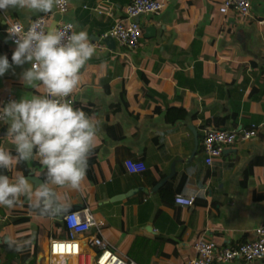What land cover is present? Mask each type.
<instances>
[{
    "label": "crops",
    "instance_id": "obj_1",
    "mask_svg": "<svg viewBox=\"0 0 264 264\" xmlns=\"http://www.w3.org/2000/svg\"><path fill=\"white\" fill-rule=\"evenodd\" d=\"M132 1L68 0V12L56 9L47 16L50 23L70 21L98 40L126 16ZM162 1L160 14L141 17L144 32L136 50L104 42L82 70L74 107L97 120L100 133L81 187L57 193L67 208L89 207L115 249L139 264H189L202 233L220 245L237 246L255 239L264 222V0H251L248 18L221 13L223 0ZM5 17L30 21L14 9L0 10V56L11 63L14 46ZM150 26L156 28L154 36L145 35ZM29 67L13 65L0 76V107L8 93L18 100L44 94L42 86L21 82ZM221 120L228 130L256 124L257 134L226 146L209 165L204 129ZM6 131L4 125L0 139ZM6 146L15 155L14 146ZM127 160L143 162L146 169L130 172ZM16 165L8 169L11 179L24 175ZM25 165L41 178L38 159ZM179 193L195 195V204H177ZM26 204L21 198L14 208L0 206V238L18 241L31 232L29 241L41 238L36 264L57 263L49 243L68 236L63 216L27 209L31 229L20 234L26 225L15 223V210ZM94 233L79 235L86 250ZM75 261L69 257L66 264ZM248 264H264V259Z\"/></svg>",
    "mask_w": 264,
    "mask_h": 264
},
{
    "label": "clouds",
    "instance_id": "obj_2",
    "mask_svg": "<svg viewBox=\"0 0 264 264\" xmlns=\"http://www.w3.org/2000/svg\"><path fill=\"white\" fill-rule=\"evenodd\" d=\"M68 0H0V10L14 9L25 21L5 17L7 36L15 44L11 63L0 56V76L13 65L31 67L21 72L25 87H40L43 95L11 100L0 107V123L7 126L0 139V169L38 159L44 178L38 183L24 175L0 174V206L14 208L23 198L41 216L55 218L67 210L59 188L78 190L86 178L88 159L96 147L100 124L67 98L81 84V73L96 54L86 30L68 24L44 27L42 19ZM11 144L13 149L6 145Z\"/></svg>",
    "mask_w": 264,
    "mask_h": 264
},
{
    "label": "built area",
    "instance_id": "obj_3",
    "mask_svg": "<svg viewBox=\"0 0 264 264\" xmlns=\"http://www.w3.org/2000/svg\"><path fill=\"white\" fill-rule=\"evenodd\" d=\"M165 7L162 0H133L125 8L126 16L118 19L113 27L106 33H103L98 40H90L95 48H103L104 39L112 36L116 40L118 47L127 51L136 50L139 47L143 36V25L140 21L141 17L147 14H160ZM60 13L69 11V3L57 9ZM234 11L238 15L248 18L251 15V0H223L220 5V12L223 14ZM42 19L45 28L49 27V18L47 15L41 14L35 19ZM23 22V21H21ZM72 24L70 21H58L55 27L64 28L66 25ZM8 27V24H7ZM15 48V44L10 39ZM13 48V51H14ZM75 104L73 94L67 98ZM11 100H17L13 93H8L2 99V104L6 105ZM4 124L0 123V131L3 130ZM258 126L251 124L249 128L242 131L228 130L208 126L204 129L202 138L203 151L206 157V163L211 165L214 160L220 157L226 146L234 145L239 141L249 140L256 136ZM126 166L130 172H141L146 169L143 162L126 161ZM175 202L179 205L193 206L196 202V196L191 194L179 193L175 195ZM63 221L68 236L52 238L49 243V254L51 258H57V263L50 264H66V259L74 257V264H139L134 259L123 255L115 249L105 236L101 224L102 221L95 219L89 207L82 209H74L63 215ZM94 229L95 233L88 240L87 249L83 247V241L79 237L80 234L86 233ZM256 238L247 240L237 246H225L216 243L209 238L206 233H202L195 243L196 257L189 264H217L227 263L234 260H241L245 263L264 259V222L256 227ZM53 260V259H52Z\"/></svg>",
    "mask_w": 264,
    "mask_h": 264
},
{
    "label": "trees",
    "instance_id": "obj_4",
    "mask_svg": "<svg viewBox=\"0 0 264 264\" xmlns=\"http://www.w3.org/2000/svg\"><path fill=\"white\" fill-rule=\"evenodd\" d=\"M223 120L216 123V127L223 128L222 126ZM20 170H23L24 175H28L30 172V168L25 165V163H20L15 166ZM0 174H6L10 176V171L8 169H0ZM41 178H44V170L39 172ZM30 210L29 205H24V210L16 209L15 212L19 218L15 220V223L18 225H26L30 222V217L28 216L26 210ZM1 220V218H0ZM1 227V222H0ZM29 228L21 229L20 234L27 232ZM68 231V230H67ZM31 236V232L28 236ZM26 234L20 235L18 241L10 239V241H4L0 247V264H17L18 262H22V264H36L37 257L41 246V238L37 236L35 241L30 239ZM27 237V238H26ZM27 239V240H26Z\"/></svg>",
    "mask_w": 264,
    "mask_h": 264
},
{
    "label": "water",
    "instance_id": "obj_5",
    "mask_svg": "<svg viewBox=\"0 0 264 264\" xmlns=\"http://www.w3.org/2000/svg\"><path fill=\"white\" fill-rule=\"evenodd\" d=\"M57 23H58V21L57 20H55V21H52L51 23H50V25L49 26H53V27H55L56 25H57ZM155 33H156V28L154 27V26H150V27H148L147 29H146V36H154L155 35ZM104 42H106L107 44H108V46L109 47H111V48H116V40L112 37V36H108L107 38H105L104 39ZM195 133H196V130H195ZM197 136V135H196ZM197 140H198V137H197ZM28 179L29 180H31V181H33V182H39L40 180H43V179H41V178H39L38 176H36L35 174H34V172H31L28 176ZM72 210H74V209H72V208H67V210H66V212H70V211H72ZM65 212V213H66ZM64 213V214H65ZM64 214H62L61 216H63ZM4 241H9V236L8 235H6L5 236V238L3 239V238H0V247H1V244L4 242Z\"/></svg>",
    "mask_w": 264,
    "mask_h": 264
},
{
    "label": "rangeland",
    "instance_id": "obj_6",
    "mask_svg": "<svg viewBox=\"0 0 264 264\" xmlns=\"http://www.w3.org/2000/svg\"><path fill=\"white\" fill-rule=\"evenodd\" d=\"M29 225H32V224H29ZM28 224H26V228H30ZM31 229V228H30ZM40 254V253H39ZM42 254V253H41ZM39 256V255H38ZM17 264H22V262H18Z\"/></svg>",
    "mask_w": 264,
    "mask_h": 264
}]
</instances>
